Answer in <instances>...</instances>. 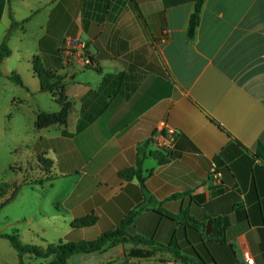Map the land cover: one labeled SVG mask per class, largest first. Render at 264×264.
I'll return each mask as SVG.
<instances>
[{"label":"crops","instance_id":"obj_1","mask_svg":"<svg viewBox=\"0 0 264 264\" xmlns=\"http://www.w3.org/2000/svg\"><path fill=\"white\" fill-rule=\"evenodd\" d=\"M196 1L0 0V45L19 24L0 64V94L28 109L31 151L44 160L34 177L7 182L19 191L4 205L12 190L0 198L1 233L43 248L91 240L144 204L127 233L161 244L176 235L188 261L171 252L133 257L140 246L117 238L66 264H199L194 250L200 235L211 238L214 220L225 241L209 244L217 259L205 264H264V0H206L188 39ZM35 57L62 78L52 92L42 89ZM47 94L58 107L44 102ZM62 101L66 121L38 125L39 114L59 113ZM5 116L13 131L17 119ZM170 130L174 148L161 163L149 153L167 151L152 137ZM141 149L144 182L120 177ZM87 218L95 222L81 225ZM54 258L20 257L0 236V264Z\"/></svg>","mask_w":264,"mask_h":264},{"label":"trees","instance_id":"obj_2","mask_svg":"<svg viewBox=\"0 0 264 264\" xmlns=\"http://www.w3.org/2000/svg\"><path fill=\"white\" fill-rule=\"evenodd\" d=\"M205 1L206 0H197L195 3L194 10L190 15L188 26L186 29V36L188 39H193L196 35L197 28L200 24L201 14ZM18 25L19 24L15 22L11 24V27L4 41L0 45V64L3 61V59L11 53V50L8 45L9 36L11 31ZM33 62H34L35 72L41 79L42 89L44 91L52 92L55 87L60 86L62 81V78L60 76H57L56 74H53L51 71L47 70L39 62V58L35 57L33 59ZM12 78L17 83L22 84V80L17 74L14 73L12 75ZM62 104H63V108L59 113L56 114L47 113V112L40 113L38 116V122H37L38 125H41L44 121H49V120L52 121L60 120L62 122L66 121V118L68 116V103L66 101H62ZM149 154L157 157L161 163L166 162L168 157L171 155L169 151H167V153L155 151V152H150ZM147 156L148 154L146 153V151H143L141 149L137 157L136 166L121 170L119 172L120 177L126 180H130L133 179V177L137 176L138 179L143 183L144 182V178L142 176L143 163ZM46 163L50 165L51 161L47 160ZM11 190H12V194L10 195L9 198H7L3 202V205L11 201L17 195L19 191V185L17 184L11 185L9 183L0 182V198H4L5 196H7ZM144 208H145L144 204L139 205L137 208L129 212L116 228L106 231L101 235H99L98 237H96L95 239H91V240L70 241V242L61 241L59 243L49 244L46 248H43L38 245L26 244L22 242L18 234H5L0 232V236L5 237L11 241L13 246L18 250L20 257H22L26 253H31L36 257H42V258H47L54 255L55 258L52 264H66L69 256L72 255L73 253L80 251L99 250L108 242L114 241L117 238L122 239L123 241L126 242H132L136 246H140V248H134L129 252V255L133 257L146 258V257L154 256L159 252H171L176 257L182 259L183 261H188L189 258L181 253V245L179 244L176 235L173 236L169 244H161L159 242L145 238L143 236H131L127 233V228L134 222L135 217ZM94 222L95 220L91 218L82 219L81 225L83 226L92 225V223ZM187 222H189L187 225H191L193 228L197 229L198 231L203 232L205 230V228L202 227L203 224H200L191 217H187ZM213 223H214V227L211 232V238L208 241H204L203 235H200L201 245L196 247L197 250L196 249L194 250L195 253L200 258L199 264H205L207 259L208 260L217 259L209 245L210 243H212L213 241L223 243L225 241L224 224L222 223L221 220H214ZM203 253L206 259L202 257ZM232 256H233L232 260L235 262L236 258L233 250H232ZM20 264H26V263L21 259Z\"/></svg>","mask_w":264,"mask_h":264},{"label":"rangeland","instance_id":"obj_3","mask_svg":"<svg viewBox=\"0 0 264 264\" xmlns=\"http://www.w3.org/2000/svg\"><path fill=\"white\" fill-rule=\"evenodd\" d=\"M9 93L0 94V182L4 183L15 177L19 181L34 177L35 167L43 162L31 151L32 135L27 132L31 114L25 107L12 108L7 99ZM44 96L47 105L58 107L50 94ZM11 111L13 118L17 119L15 125L12 123L13 131L9 127V116H5Z\"/></svg>","mask_w":264,"mask_h":264},{"label":"built area","instance_id":"obj_4","mask_svg":"<svg viewBox=\"0 0 264 264\" xmlns=\"http://www.w3.org/2000/svg\"><path fill=\"white\" fill-rule=\"evenodd\" d=\"M169 35V30L165 29L162 34V38L164 39ZM70 53V49H66L64 51L65 59H67V55ZM91 60L86 58L85 63H90ZM153 141L156 146V148L165 150V151H171L174 148V138H175V131L170 130L166 134L162 132H156L153 135ZM248 264H254L252 260L247 261Z\"/></svg>","mask_w":264,"mask_h":264}]
</instances>
